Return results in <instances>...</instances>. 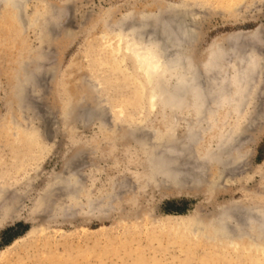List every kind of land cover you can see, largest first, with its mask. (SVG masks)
<instances>
[{
  "label": "rangeland",
  "instance_id": "1",
  "mask_svg": "<svg viewBox=\"0 0 264 264\" xmlns=\"http://www.w3.org/2000/svg\"><path fill=\"white\" fill-rule=\"evenodd\" d=\"M10 2L0 3V264H264L219 236L150 231L168 215L198 213L209 225L224 212L241 221V203L264 206V0H24L19 10ZM142 23L159 35L195 28L186 48L208 90L235 91L230 75L255 63L240 86L249 92L243 107L250 102L241 117L222 106L209 128L207 114L198 124L183 110L176 123L169 109L145 106L112 56L118 27ZM213 45L226 51L205 67ZM223 134L232 147L210 156ZM165 146L178 150L168 157L183 185L145 180L147 154ZM99 203L107 217L88 214Z\"/></svg>",
  "mask_w": 264,
  "mask_h": 264
},
{
  "label": "bare ground",
  "instance_id": "2",
  "mask_svg": "<svg viewBox=\"0 0 264 264\" xmlns=\"http://www.w3.org/2000/svg\"><path fill=\"white\" fill-rule=\"evenodd\" d=\"M3 2H5V0H0V3H3ZM10 4H11V6L14 7V9L19 10V8L24 4V0L23 1L22 0H11ZM161 16H163V15H161V13H160L157 17H161ZM167 16H168V14H167ZM167 16H166V18L168 19ZM179 17H181V16H179ZM179 17H177V18H179ZM148 19L145 21L148 22ZM167 21H169V20H167ZM170 22L171 21H169V23ZM162 23L160 22L161 25H162ZM189 23L188 24L182 23L180 25V29L178 30V32H175V33L167 32L168 30L165 32L161 31V32H163L162 35L161 34L159 35L158 32L150 29L148 27L147 23H142L139 26L137 24H136L137 26L132 24L134 26L131 25V26H129L130 28H127L126 30H123L122 27L119 26L117 31L121 35L120 36L121 37L120 38L121 44L118 47L113 49L112 56L116 60V63H117L116 68L118 69L117 70L118 73L119 74L124 73L125 76H127L125 78L127 81L134 83V85H136V87H141L143 94H144L143 97L145 100L143 99V101H144L145 106L147 105L149 108H158L159 110L161 109V111L169 109L174 114V121L175 122L177 120L175 115H177L178 113H181L183 110L193 111L195 114L194 118H196V121H198V124H201L199 122H203L202 120H203V118H205L204 115L207 114L208 118L206 117L204 119V121L205 122L208 121L209 125L207 127L210 128V127H213V124H215V123H217V121H219V118L217 116L213 117L216 114V112L218 111V108L220 109L222 106H227V105L229 106V104H231L234 106L233 107L234 112H236V114L239 116V114H241L242 109L249 105L250 102L248 103V105L243 107V105H245L244 101L246 102L247 98H248L247 97L245 100V97H246L245 94L248 95V93H249V92H247L248 87H246L247 90H245L244 88H241L240 86L245 80H247V76L245 74L248 73L247 70L250 71V69H248V68L250 67V68L256 69L257 67H256L255 63L249 62V64L247 65V67H245V69L243 68L240 71H235L232 75L229 74L231 76L230 79L231 80L233 79L234 84L237 83V85L235 87L236 88L235 91L230 92L229 90L231 88L227 89L224 86V84H221L219 82H218L219 84H217V86L214 87L215 89L214 88L211 89L209 87L210 90H208L207 87H205L206 85H204V83H202V81L204 82V79H201L202 77H201L199 71L197 70V68L195 67V64L192 60V56L190 55V53H188V50L186 48L187 45H189L193 42L195 35H196L195 34V28L193 26H191V24L189 25ZM129 24H131V23H129ZM161 25H159L160 28H162ZM175 26H177V25H175ZM175 26L173 25V27H175ZM124 27H126V26H124ZM170 27H171V25H170ZM162 29L165 30L164 28H162ZM155 30H157V29H155ZM116 35L117 34H115V36ZM238 36L241 37L240 34H238ZM258 42H261V41H258ZM104 50L106 51V49H104ZM223 50L226 51L225 48L221 49V48L217 47V49H216L213 45L208 50L209 51V53H208L209 57H208L207 61H205L204 66L207 67L213 61L214 58L215 59L218 58L221 55ZM225 51H224V53H225ZM231 51L233 52V50H231ZM219 58H221V57H219ZM244 58H246V57L244 56ZM211 59H212V61H211ZM221 62H223V61L220 60V62H218V63H221ZM250 63H251V65H250ZM230 64H231V61H230ZM217 65L218 64L214 65V67H216ZM213 70H214V68H213ZM213 70H211V71H213ZM214 71H216V70H214ZM110 72L112 73V71H110ZM115 73H116V75L114 77H117V72H115ZM201 74L203 75V73H201ZM221 74L223 75V73H221ZM238 76H239V79H238ZM121 77H122V75H121ZM209 77H212V76L209 75ZM223 77L226 78V76H223ZM110 78H111V76H110ZM217 79H219V78H217ZM235 79H238L239 81L236 82ZM205 80H206V78H205ZM219 81H220V79H219ZM221 81H223V80L221 79ZM122 82H125V81H122ZM215 83H217V82L215 81ZM114 87L116 88V85ZM213 89H214V91H213L214 93L211 91ZM245 92H247V93H245ZM148 107L146 108V110L148 109ZM230 110H232V109H230ZM244 112H246V111L243 110V113ZM82 115H84V114H82ZM144 115H146V112H144ZM240 117L241 116H239V118ZM242 120L240 119L241 122H242ZM239 122H238V124H239ZM206 124H207V122H206ZM187 125H190V124H187ZM225 126H226V124H225ZM202 127L204 128L203 125H202ZM226 127H228V126H226ZM174 129H176V127H174ZM200 130H202V129H200ZM188 132L190 135L195 133L193 128H189ZM234 132H236V131H234ZM222 133L225 134V132H223V131H222ZM229 134L230 133L227 134V137ZM225 135H224V137H222L223 139L217 141V143L213 149H210V151H208L209 153L207 152L209 155L210 154L215 155V153H218V151L221 148H223V146L224 147L227 146L226 149H228L229 146L232 147V143H233L232 140H234V139L233 138H230V139L225 138ZM230 136L231 135H229V137ZM172 138L173 137H171L170 139H172ZM193 138H195V137H193ZM187 140L189 141L190 139H187ZM165 142H167V141H165ZM189 142H191V140ZM184 143H186V142H184ZM182 144H183V142H182ZM166 146L164 149H166ZM149 147H151V146H149ZM162 147H164V146H162ZM171 147H173V144ZM181 147H183V145ZM158 148L160 149V146H158ZM173 148H176V146H174ZM151 149H153V148L151 147ZM166 150H168V149H166ZM171 150H172V148H171ZM170 151L168 150V152H170ZM175 151H178V150H174V152ZM179 151H180V149H179ZM225 151L226 150L224 148V152ZM164 152H155L154 151L152 153L147 154V158L149 160V166H148V169L146 171V175H145L146 179L145 180L156 188H158L161 184L176 186L180 182L179 185H183L184 182L181 183V181H180L181 172H180L179 166L174 162L175 160L173 161V158L170 159L171 157H168L169 155L173 157L174 152L171 151L172 155L169 153H164ZM182 152H183V150H182ZM182 152H181V154H182ZM222 152L223 151L221 150V153ZM175 153L177 154V152H175ZM221 153H219V154H221ZM223 153H222V156H223ZM227 154H229V151H226L225 155H227ZM209 155H207V157ZM213 156H212V159H214V161L217 160ZM224 157H226V156H224ZM176 159H177V157H176ZM220 160L221 159H219L218 161L220 162ZM226 163H227V161H226ZM180 164H182V163H180ZM222 165H223V163H222ZM222 165H220V166H222ZM184 166H185V164H184ZM225 167H226V165H225ZM198 175H199V173H197V176ZM77 182L78 181H76L74 183H76L75 185H77L78 190H79L81 187V184H79ZM75 190H77V188ZM116 195H118V194H116ZM1 202L2 201L0 200V205H1ZM249 202H250L249 205H245V204L241 203V206L239 208V209H241V212H242L241 213L242 217L240 216L241 221H239V219L236 216L230 215L228 212H224L223 215L215 216L214 218H212L211 221H209L210 222L209 225L206 223L203 216L199 215L198 213L186 214V215H168L165 219H161V220L156 219L153 222V224H152L153 227H152V229H150V231H152V233H154V234H157L160 230H162V232H163L164 229H168V230L172 231L173 233H176L179 231L184 233L185 231H187V233L191 232V234H196L197 237L198 236L200 237L202 235H208V237H205L206 239L209 238V235H210V238L208 239V241L212 240L211 239L212 236H214V238L216 236H219V238H222V239L224 238V240H220V243L222 242V247H225V248L232 247V249L234 251L238 252L240 255L241 254L243 255L246 253V254H248L249 259H252V260L258 259L259 257H262V255H264V206L258 205L257 204L258 202L257 203L254 201H249ZM109 203H111V202H109ZM92 204H93V202H92ZM233 204L235 205V203H233ZM237 204L240 205L239 203H237ZM96 205L97 204L91 205L88 214L91 217H95V218L107 217L108 216L107 213L109 211V209H107V208H109V207L105 208L108 210L107 211L104 209V206H102V204H100L101 207H99V205H97L98 206L97 207ZM80 209H82V208H80ZM80 209H78V210L81 211ZM237 212H240V211H237ZM235 215H236V213H235ZM173 233H172V235H173ZM179 236H180V234H179ZM187 236H188V234H187ZM234 238L238 239L237 242L234 241ZM217 240L218 239H216V241ZM200 241H199V243H200ZM214 243L208 244V245L214 247L216 245ZM91 247H92V245H91ZM200 247L201 246L199 245V248ZM213 249H215V248H213ZM218 249H219V247H218ZM155 250H156V248H155ZM219 250H221V249H219ZM239 254H237V256ZM94 256L92 255V257H94ZM150 256H151V254H150ZM206 262H208V261H206ZM153 264H155V262Z\"/></svg>",
  "mask_w": 264,
  "mask_h": 264
}]
</instances>
